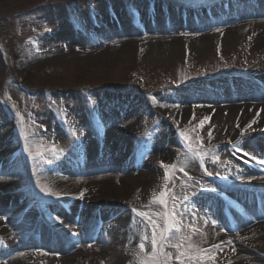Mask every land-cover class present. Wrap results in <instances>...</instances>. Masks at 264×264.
<instances>
[{
    "label": "rangeland",
    "instance_id": "374dc122",
    "mask_svg": "<svg viewBox=\"0 0 264 264\" xmlns=\"http://www.w3.org/2000/svg\"><path fill=\"white\" fill-rule=\"evenodd\" d=\"M138 1L143 2L142 6H138ZM219 1L0 0V146L9 149V154L0 160L8 159V165L17 171H27L39 164L51 174L58 170L62 172L70 162L73 165L82 162L78 155L87 164L83 159L84 154L95 149L108 150L112 148L111 144L126 149L127 155L134 160L141 152H145V157H150L154 151H148L158 144L168 142L170 145L167 157L159 153L153 155L156 160L153 167L160 177L155 184L145 188L144 194H154V197L145 204L132 205L138 214L143 209L148 211V224L136 222V235L120 238L104 256L97 257L96 264H109L115 259L118 263L142 264L140 257L145 264H195L194 256L202 253L185 242L162 245L164 235L174 223L172 214L165 207L168 193L177 183L173 179L168 180V165L172 164L176 172L194 175V170L181 164L188 155L193 162H197L201 161V152H204L208 169L219 165L218 157L227 162H232L235 157L224 146L227 137L222 129L217 128L212 114L198 110L190 114L165 116L162 107L154 103L163 95H177L201 80L211 82L223 76H243L253 70L254 64L259 66L264 63V48H254L242 39L229 44L223 36L206 39V49L200 53L186 51L184 43H179L175 48L167 44L158 46L148 54V44L142 39L147 38L153 28L141 34L138 27L144 29V25L136 26L130 22V18H143L150 3L154 7L155 26H159L154 29L169 27L170 21L174 20L175 31L195 33L194 28L187 26L184 30L180 27V15L196 19L194 14L182 13L181 8L209 6ZM259 3L263 7L264 0ZM171 10L178 11L174 14ZM119 12L128 20L131 30L122 34L115 32L116 29L101 33L109 26L106 17L116 13L117 17L115 15L111 21L118 19L119 22ZM245 12L248 10L236 14L246 15ZM169 15L174 18L165 21L163 18ZM215 15L211 16L217 17ZM93 23L98 28H93ZM206 30L202 29L201 32ZM135 40L141 42L133 44ZM124 41L130 45L124 47ZM262 101L264 99L246 100L249 107ZM232 103L224 101L219 104ZM95 114L100 115L98 122L94 120ZM107 114L111 115V119H106ZM108 123L118 124L122 132L118 135L110 131L99 134L97 128L105 126L106 130ZM168 133L175 136L166 142ZM256 133L262 134L257 129ZM195 135L200 147L192 143ZM174 138H178V141ZM148 146L150 148L146 154L145 148ZM218 148L222 152L216 155ZM6 171L0 172V178L7 175ZM99 172V169L90 168L87 173L95 175ZM50 176L37 185L27 183L23 189L31 193L33 200L39 203L43 201L56 209V203L63 199L60 194L73 199L74 190L78 189L83 195L86 192L83 186H72L63 189L65 191L55 188L48 178ZM181 184H184L183 181ZM215 188L220 193L217 197L215 195L219 203L224 205L225 200L238 205L226 200L229 194L221 191V187ZM211 197L214 195L211 194ZM96 200L102 202L100 198ZM22 202L19 201L18 209ZM11 203L10 197L0 199V217L4 222L11 212ZM222 208L231 214L226 209V203ZM122 211L123 206L104 207L101 212L95 213L96 218H92L90 229L97 218L106 225L117 220ZM67 213L69 218L80 217L74 205L68 208ZM228 213L225 215L221 212L218 225L224 233L233 234L238 228H232L233 222H230ZM8 222L12 226V222ZM235 223L241 225L239 230L247 225L237 220ZM64 235L59 234V240H55L54 245L51 243L47 252L56 256L69 255L74 249L64 247L61 241ZM89 236L88 233L84 238L78 236L82 239L79 242L92 243ZM154 236L155 250L152 244ZM19 249L37 248L27 246ZM70 264L88 263L80 257L77 261H70Z\"/></svg>",
    "mask_w": 264,
    "mask_h": 264
},
{
    "label": "bare ground",
    "instance_id": "6f19581e",
    "mask_svg": "<svg viewBox=\"0 0 264 264\" xmlns=\"http://www.w3.org/2000/svg\"><path fill=\"white\" fill-rule=\"evenodd\" d=\"M259 1L220 0L206 7L211 15L220 14L215 15L217 17L206 16L199 7H186L182 9V13L188 12L197 17L195 20L186 17V27L194 28L195 33L175 31L173 28L176 22L172 20L171 25L166 28L154 29L159 27L157 24L142 41L148 44L146 49L148 54L155 51L158 46L167 44L175 48L179 43H184L186 51L200 53L206 49V39H217L223 36L226 38L225 42L229 44L242 39L254 48H264V9ZM137 4L142 6L143 2L138 1ZM246 10H248L245 12L246 15L236 14ZM171 11L175 14L178 10ZM119 15L118 24L112 22L106 29L101 30V33L111 29H116L115 32L121 34L130 31L128 20L122 13ZM166 18H174V16L169 15ZM210 25L213 27L210 28ZM205 28L207 30L201 32ZM139 41L141 42V40H135L133 44ZM122 45L125 47L130 44L124 41ZM252 68L253 70L240 77L223 76L211 82L201 80L198 84L183 89L177 95H163L156 104L157 107H162L165 116L190 114L198 110L212 114L217 128L222 129L227 137L224 146L232 153V156L238 158L227 162L218 157L219 165L208 169L206 158L203 157L204 152H201L203 160L197 162H193L188 155L181 164L194 170V175L176 172L172 164L168 165L170 169L168 180L173 179L177 183L171 187L165 204L166 209L172 214L174 223L170 231L164 235L162 245L171 246L177 242L191 244L202 252L200 256H194L195 264H264V170L253 164L258 157L264 156V135L256 133V129L261 130V126L264 131V122H262L264 101L253 104L251 107L246 102L251 99H264V63L259 66L254 64ZM224 101H233V103L219 104ZM105 117L108 118L107 120L111 119L109 114ZM256 123H258L257 126ZM108 124L105 131H110L114 135L122 132V127L118 124ZM173 136L175 135L168 133L166 142L173 139ZM174 140L178 141V138ZM192 143L200 147L196 135ZM167 144L168 142L158 144L153 147L154 149L151 147L150 151H148L150 146L145 148L146 154L147 151L154 152L150 157L144 155L140 163L131 159L123 147L111 144L112 148L109 147L103 152L107 155L96 156L99 152L91 150L85 157L88 160L87 164L75 160L79 162L77 165L70 162L64 166L62 172L58 170L50 174L39 164L27 171H17L8 164V166L2 165L0 172L7 170L5 173L7 175L0 178V197L8 199L14 197V200L11 203V212L6 216L7 224L0 217V264H70V261H77L80 257L88 264H96L97 257L104 256V253L108 252L120 238L136 235V222L148 224L150 220L148 211L141 210L140 213H143L141 215L134 211L133 206L145 204L154 197V194H144V191L147 186L159 180L160 175L153 167L156 164L153 155L159 153L167 157L170 154V147H168L170 145ZM221 152L218 148L216 155ZM8 154L9 149L0 146V158ZM93 156L96 157L91 159ZM90 168H98L99 174L87 173ZM47 176H50L48 178L52 185L62 191L72 186H83L86 192L83 196L80 194L77 199L60 194L63 199L56 203L58 209L45 205L43 201L39 203L33 200L31 193L23 188L27 183L40 184L47 179ZM182 181L184 184H181ZM219 181L253 189L255 190L253 196L258 199V201H251V194L236 195L241 198L238 202L234 197L226 198L227 201L239 203V206H235L237 208L231 205L232 202L226 203V206L230 208L232 206V212L234 209L232 215L242 218L241 220L247 224L239 230L241 225L233 221L232 228L236 230L238 228L233 234L224 233L218 225L222 206L215 198V195L219 196L215 186L226 188ZM77 191L78 189L74 190L72 194L74 195ZM159 194L155 195L160 196ZM211 194L214 197H211ZM98 198L102 199V202L96 200ZM21 199L24 203L22 202L21 208L18 209ZM70 205L78 208L80 217H70V219L67 216ZM109 206L111 208L123 206L118 219L106 225L103 224L92 243H80L81 237L78 236H84L86 233L93 235L89 226L91 215ZM256 217L261 219L257 220ZM8 221L12 222V226ZM55 231L70 233L62 240L64 247L74 249L69 255L56 256L47 252L49 246L54 245ZM27 246L37 249H19ZM139 259L142 264H145L142 257ZM109 264H126V262L118 263L115 259Z\"/></svg>",
    "mask_w": 264,
    "mask_h": 264
},
{
    "label": "snow or ice",
    "instance_id": "6c2138e0",
    "mask_svg": "<svg viewBox=\"0 0 264 264\" xmlns=\"http://www.w3.org/2000/svg\"><path fill=\"white\" fill-rule=\"evenodd\" d=\"M201 123H203V122H201ZM249 127H250V125H249ZM245 155H248V153H245ZM253 159H255V157H253ZM201 160H202V158H201ZM261 163H264V161H261ZM165 167H167V166H165ZM180 170L184 171L183 168H181ZM185 174L187 175V173H185ZM208 175H212V173H208ZM53 195H56V194L53 193ZM81 195H83V193H81ZM185 199H187V197H185ZM161 202L163 203V201H161ZM134 211H135V209H134ZM141 215H143V213H141ZM152 244H153V247H154V250H155V248H156L155 236L153 237ZM140 247H141V249H143V247H144L143 243H141ZM177 247H179V245H177Z\"/></svg>",
    "mask_w": 264,
    "mask_h": 264
}]
</instances>
